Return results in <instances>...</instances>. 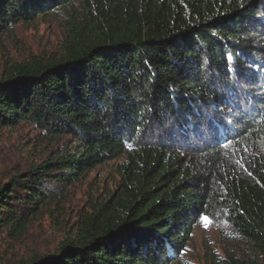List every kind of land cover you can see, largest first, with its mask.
I'll list each match as a JSON object with an SVG mask.
<instances>
[{
	"label": "trees",
	"instance_id": "1",
	"mask_svg": "<svg viewBox=\"0 0 264 264\" xmlns=\"http://www.w3.org/2000/svg\"><path fill=\"white\" fill-rule=\"evenodd\" d=\"M48 17L59 54L0 61V129L51 141L0 174V232L57 220L69 187L123 160L56 251L0 264H171L218 216L247 249L213 264H264V0H0V38Z\"/></svg>",
	"mask_w": 264,
	"mask_h": 264
},
{
	"label": "rangeland",
	"instance_id": "2",
	"mask_svg": "<svg viewBox=\"0 0 264 264\" xmlns=\"http://www.w3.org/2000/svg\"><path fill=\"white\" fill-rule=\"evenodd\" d=\"M64 28L59 20L48 17L32 24L17 25L9 36L0 38V61L8 57L24 60L60 51ZM43 138V139H42ZM50 139L32 126L22 125L14 129H0V174L11 177L29 170L48 155ZM107 161L67 190L65 204L59 218L45 217L33 221L28 233L18 241H12L0 232V256L17 259L24 256L47 255L56 251L61 243L76 232L78 216L90 211L95 199L103 200L117 187L119 179L116 164ZM231 225L219 216L202 218L193 224V232L186 249L171 264H213L215 259H225L231 250L245 251L244 244L232 242Z\"/></svg>",
	"mask_w": 264,
	"mask_h": 264
},
{
	"label": "snow or ice",
	"instance_id": "3",
	"mask_svg": "<svg viewBox=\"0 0 264 264\" xmlns=\"http://www.w3.org/2000/svg\"><path fill=\"white\" fill-rule=\"evenodd\" d=\"M202 219L205 220L207 226V217H203Z\"/></svg>",
	"mask_w": 264,
	"mask_h": 264
}]
</instances>
